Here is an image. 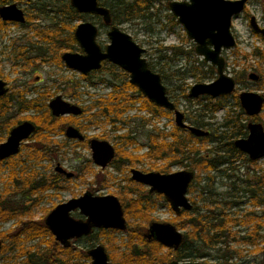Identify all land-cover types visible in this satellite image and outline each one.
<instances>
[{
	"label": "rangeland",
	"instance_id": "1",
	"mask_svg": "<svg viewBox=\"0 0 264 264\" xmlns=\"http://www.w3.org/2000/svg\"><path fill=\"white\" fill-rule=\"evenodd\" d=\"M21 7L25 13H32L36 15V19H33L30 23H18L8 22L5 35H0V73L4 81L8 83V86L16 87L17 89L25 91L26 99H33L38 97V94L48 93L50 96L46 102L56 95H60L63 99L78 104L81 107L88 109L86 113L80 117L78 122L82 125H87L85 134L90 138H98L97 135H105L108 142L118 146H122V141L118 139L117 135L126 132L127 130L134 131L132 133L136 140V143L127 144L125 147L127 151H131L135 154H140L146 150L145 147L136 150L137 143L145 142L144 130L157 127L158 129H170L171 123H174V116H155L148 113L146 110L139 109L141 105V99L138 93L132 89H127V94L133 97V102L130 104L128 110L122 114V118L127 123L121 121L116 122V126H121L118 130H113L112 126L104 121V118H99V123H89L85 117L89 114H93L99 110L97 105L101 99L109 97L112 86L108 84L111 79L119 82L125 77L122 74L121 69L118 67L109 66L100 68L97 72H93L87 75H82L78 70L68 67L62 60L61 62H47L43 64H36V67L27 68L23 65L16 63L13 58L14 49L16 47L11 46L13 38H17L18 43L30 39L32 42L39 41L35 34L36 24L45 28L52 25L55 19L51 18L52 12H49V16L39 14V10L49 11L50 9L59 8L62 3L60 1L48 2L43 0H12ZM10 1V2H12ZM164 0L160 3H155L146 16L143 18H135L132 21L122 22L117 25L121 30L128 33L132 39L145 49L143 56L147 63L151 64L154 71L159 72L162 69L164 74L163 84L169 89V96L175 103L177 108L182 112L191 115H196L198 112H203V121L207 125L203 128L208 130L211 134L219 135L220 132L226 131L221 127V123L226 118L228 109H231V115H236L240 112V107L237 105V101L231 94L223 95L220 97L212 98L209 96H199L185 98L182 96V91L188 94L190 86L196 82H210L216 78L215 66H212L214 73L207 78L198 80L190 70L193 66H198V74H201L208 70L210 63L203 61L200 56L194 53V43L186 36L183 27L177 22L175 16L169 11ZM165 4V5H164ZM38 8H40L38 10ZM39 14V15H37ZM250 16H254L258 25L264 27V0H247L244 9L236 14L232 18L231 29L236 39V45L234 48L222 50V56L225 59V73L233 76L234 70H241L245 64H250L245 72V81L237 83L234 90L239 94L243 90L255 91L263 93L264 84L260 83L259 79H264V57L249 56L246 63L241 58L243 52L250 53L252 49L259 48L264 49V36L255 32L249 25ZM176 23H174V20ZM90 20L98 27V33L96 36V42L102 49L109 42L106 31L108 27L102 25L97 16L86 14L84 18H65V22L69 27L76 26L80 21ZM75 28V27H74ZM71 30L68 28L64 32L66 36ZM74 30H72L73 33ZM40 43V42H39ZM175 45L181 47L186 56H180L174 54L168 47ZM73 51H79L78 44L76 42ZM197 58V60H196ZM202 60L204 64H200ZM237 62V63H236ZM250 72L258 74L259 79L252 81L247 78ZM102 79V81L100 80ZM25 80V83H23ZM180 87V88H179ZM208 97V98H205ZM218 100V101H217ZM219 102L224 106L219 107L216 111L211 112L209 107L214 103ZM240 105V104H239ZM93 106V107H92ZM242 109V108H241ZM243 110V109H242ZM30 111L23 112L19 116L27 115ZM262 115V121H259L264 126V109L259 113ZM12 117H17L15 112L11 113ZM246 115L243 111V116ZM187 116V115H186ZM185 116V117H186ZM241 118H244V117ZM85 118V119H84ZM143 118V119H142ZM148 120V121H145ZM190 123L189 119H186ZM258 121V120H257ZM142 122L145 123V127L141 126ZM247 123V120H242ZM202 128V127H201ZM217 129V131H216ZM5 128L0 126V142L4 141L7 137ZM31 135L26 141H24L19 152L13 156L15 164H9L7 162L0 163V194L3 193L5 188H19L20 184L15 181H11L8 176L13 169L16 172V176H20V171L26 172L35 171L39 175L49 176L55 172L54 167L56 163H60L67 171H71L74 175L70 178L62 180L61 187H50L43 192H34L31 195H25L20 190H15L10 194V198L14 199L17 203L26 204L31 210V217L33 221H39L44 219L47 213L58 203L66 201L71 197L81 195L84 191L90 190L94 195H106L113 194L119 199V194L127 192L130 186L136 189L132 194L136 196L140 192L143 196H146L151 203V210L149 216L153 217L154 221L170 222L174 218L175 213L171 209L169 203L165 200L162 194L158 196V193L148 194V186L137 183L130 178V168H137L139 170H155V167L163 165V161H152L143 159L136 162L134 165H129L126 162L121 163V168L116 169L113 162L108 164L104 168H100L91 160V150L89 145L75 143L76 141L67 138L64 133L53 134L52 140L63 142L64 147L58 149L55 154L41 159H34L27 156L26 148L22 149L24 144L31 145L33 140ZM202 145L206 149H211L215 146V143L202 142ZM85 165H88L93 172L83 171ZM185 168L181 165H171L169 171H176ZM264 169V157L247 162L243 158L235 159L233 162H226L221 164L218 169L210 171H202L200 173L199 185L187 192L188 199L195 205L197 213L207 214L211 210L214 212H223L229 217L244 218V214L248 213L249 216L254 217L253 222L249 224H237L233 225L231 231L235 232L236 237H243L247 231L252 228L253 224L264 219V204L254 203V198L246 190L252 188L255 185V174H259L260 170ZM157 171V170H155ZM95 173L99 176H105L108 180V184L100 185L93 182L95 179ZM129 177V180L126 178ZM136 183V184H135ZM201 187L205 189L201 191ZM40 196L38 199L37 197ZM120 200V199H119ZM35 202V203H34ZM121 202V200H120ZM48 210V212H47ZM193 212V211H192ZM74 218H84L79 213L78 209L70 212ZM126 224L134 225L140 222L143 226L147 227L149 223L141 218L127 217ZM24 217L23 220H26ZM152 220V221H153ZM19 226L17 218H9L0 223V231L8 232ZM104 229L111 233L114 238L115 244L121 245L123 249L126 248L124 243L127 240L126 230H119L113 228H97L94 234L86 237H80L76 240H72L70 248L74 250H81L86 254L87 249L95 246L96 244H102L99 241L104 240L105 237L97 233V230ZM185 230H181L184 232ZM96 232V233H95ZM21 239L25 237L24 234L20 235ZM40 236L21 241L20 245L25 248L34 246L39 240ZM43 238L48 239L46 234ZM232 239L227 238V243H218L213 248L204 250L202 257L195 258L202 264H256L263 257L264 253L255 251L258 246L252 245L243 241L241 238ZM5 242V243H4ZM3 243L6 246L0 253V262L9 257V260L14 261L16 264H23L21 261L25 259V255H19V247L10 244L9 239H5ZM104 245V244H102ZM41 248L45 247V244L40 245ZM105 247V246H104ZM106 250V249H105ZM226 258V261H224ZM80 264H90V258L85 257L77 258ZM111 261V260H110ZM205 262V263H204Z\"/></svg>",
	"mask_w": 264,
	"mask_h": 264
},
{
	"label": "trees",
	"instance_id": "2",
	"mask_svg": "<svg viewBox=\"0 0 264 264\" xmlns=\"http://www.w3.org/2000/svg\"><path fill=\"white\" fill-rule=\"evenodd\" d=\"M12 0H0V5L8 3ZM50 2L60 1L62 5L59 8L50 9L49 11L39 10V14L49 16V12H52L51 18L55 19V22L45 28L35 27V34L39 41L32 42L30 39L28 44L19 45L16 47L17 38H13L11 42L15 53L21 54V56L34 64L36 61L41 63L47 62H61V52L64 50H73L76 44V40L73 36L72 30L75 26L69 27L65 22V18L69 20L72 18H84L86 14L78 13L68 0H43ZM164 0H99V3L107 6L110 9L112 16V24H120L122 22L132 21L135 18H143L146 13L150 11L155 3H160ZM165 5V4H164ZM37 14V15H39ZM36 15L28 13L26 15V23L32 24L33 19H36ZM101 22V18L97 16ZM174 20V19H173ZM174 23L176 21L174 20ZM8 22L0 19V35H5ZM102 25H104L102 23ZM71 30L66 36L64 32ZM40 42V43H39ZM174 54L180 56H186V52L178 46L171 45L168 47ZM264 57V49L254 48L250 53L243 52L241 59L246 63L249 56ZM17 56V55H16ZM197 60V58H196ZM200 64H204L202 60ZM237 63V62H236ZM109 66L111 69L115 67L113 64L104 62L103 67ZM250 64H245L241 70L233 69V77L236 83L245 81V72ZM148 67L154 71L151 64L148 63ZM198 66H193L190 73L193 74L198 80L209 77L214 73L211 65H208V70L198 74ZM125 75L119 82L117 80H109L108 83L112 86V91L108 98L101 99L97 105L99 110L93 114H89L85 117L89 120V123H99V118L103 117L104 121L112 126L113 130H118L121 126H116V122L127 123L122 118V114L129 109L130 104L133 102V97L128 95L126 90L132 89L138 93L141 99V105L139 109L146 110L151 115L155 116H171L172 112L163 109L150 102L136 86L130 84L128 80V74L122 71ZM156 72V71H155ZM162 82L165 79L162 69L159 70ZM158 73V72H157ZM260 83L264 84V79H259ZM180 88V87H179ZM169 96V89L167 90ZM264 95V91L262 93ZM39 96L33 99H26L22 90L16 87H10L9 91L0 97V126L5 128L8 133L9 129L16 123L29 120L35 124V132L32 134L31 139L33 143L31 145L24 144L27 151V156L34 159H41L55 154L58 149L65 146L63 142L52 140L53 134L63 133L64 127L67 124H74L80 130H85L87 125L78 124L79 117L72 115L68 116H53L48 108L47 100L50 95L46 93L38 94ZM182 96L188 98V94L182 91ZM232 96L235 100H238L237 91L234 90ZM170 97V96H169ZM208 98V97H205ZM218 101V100H217ZM175 105L177 103L175 101ZM238 107H240L237 101ZM224 106L219 102L214 103L209 107L211 112L216 111L219 107ZM93 107V106H92ZM32 109V114L19 116L23 112H27ZM264 109V102L262 105ZM89 111L83 109L81 117ZM15 112L17 117H12L11 113ZM232 110L228 109L225 120L221 123V127L225 128L229 132L222 131L219 135L208 134L206 136H195L188 130L182 129L171 123L170 129H158L154 127L152 129L144 130L145 142L137 143L135 149H141L145 147L146 150L140 154L132 153L126 150L127 144L136 143L132 133L134 131L127 130L122 134H118L117 137L122 141V146H118L114 143L113 146L116 150V157L113 161L116 169L121 168V163L126 162L129 165H134L143 159L152 161H163V165L155 167L153 169L168 172L171 165H181L187 169L194 170L195 174L190 182L188 191H190L194 185H199L200 173L202 171L216 170L218 167L226 162H233L235 159L243 158L246 161H251L247 156L238 150L233 141L235 138L245 136L247 134V126L242 120H258L262 121V115L256 116H243V110L240 108V112L236 115H231ZM186 119H189L190 123L197 127L204 128L207 123L203 121V112H198L196 115L186 113ZM244 118H241V117ZM84 118V119H85ZM143 119V118H142ZM148 121V120H145ZM264 123V122H263ZM145 123L142 122L143 127ZM263 125V124H262ZM217 131V129H216ZM99 139H105V135H97ZM1 140V139H0ZM202 142L215 143V146L211 149H206L202 145ZM75 143L88 145L86 140L76 141ZM7 162L9 164H15L13 156L1 160L0 163ZM93 172L88 165H85L81 169L83 171ZM95 173V179L93 182L100 185L108 184V180L105 176H99ZM8 178L11 181H15V185L20 184L19 188L11 189L5 188L3 193L0 194V223L9 219L17 218L19 226L8 232L0 231V240L2 242L0 253L5 249L7 245L3 243L5 239L10 240V244L19 247V255H25V259L21 261L23 264H79L77 258L87 257V255L81 250H74L70 247H62L47 229L44 224V219L39 221H33L31 217V210L28 205L17 203L14 199L10 198V194L15 190H20L25 195H31L36 191L43 192L50 187H61L62 180H65V176L59 173H54L49 176L39 175L37 172L20 171V176H16V172L12 169ZM129 180V177H126ZM17 183V184H16ZM136 184V183H135ZM127 192L119 194V199L123 207L124 215L127 217L141 218L149 223L153 220V217L149 216L151 210V203L146 196H143L140 192L133 196L136 191L135 188L126 186ZM205 188L201 187V191ZM250 193L252 198H255V202L258 204H264V169H261L259 174H255V185L252 188L246 190ZM158 196H161L157 194ZM38 199L40 196L37 197ZM35 203V202H34ZM48 212V210H47ZM27 217L26 220H23ZM254 217H249L244 214V218L229 217L221 212H208L194 214L192 210H182L180 213L175 214L174 218L170 220L177 229L184 231V240L178 249H171L163 246L159 242L151 239L148 240L144 237L146 227L140 222L134 225H127V240L124 243L125 249L121 245H117L114 242V238L108 231L104 229L97 230V233L105 237V241H99L104 244L109 260L114 264H172L173 261H180L184 259L193 260L198 257H202L204 250L215 247L218 243H227V238L237 239L235 232H232V226L237 224H248L253 222ZM96 233V232H95ZM24 234L25 237L21 239L20 235ZM48 235L49 238H43L44 235ZM94 234V233H93ZM42 237L32 247L25 248L20 245L21 241H26L34 237ZM243 241L252 245H261L264 242V219L254 223L252 228L249 229L245 236L239 237ZM238 238V239H239ZM259 240L261 242H259ZM45 244L44 248H41V244ZM10 249L9 246H7ZM255 251L264 253V245L255 248ZM226 261V258H224ZM205 263V262H204ZM0 264H16L14 261L5 258ZM207 264V263H205ZM256 264H264V257Z\"/></svg>",
	"mask_w": 264,
	"mask_h": 264
},
{
	"label": "water",
	"instance_id": "3",
	"mask_svg": "<svg viewBox=\"0 0 264 264\" xmlns=\"http://www.w3.org/2000/svg\"><path fill=\"white\" fill-rule=\"evenodd\" d=\"M71 7L78 13L99 16L103 24L108 26L106 34L109 42L104 49L96 42L98 27L90 20L80 21L74 28L73 35L82 52L64 51L62 61L70 68L86 74L100 68L102 61L117 65L129 74L130 84L145 96L150 102L172 111L174 124L187 129L195 136H204L208 130L187 124L184 112L177 109L166 93V86L159 73L151 70L143 56L145 51L132 37L112 24L110 9L99 3V0H68ZM247 0H168L166 5L183 27L186 36L194 43V53L203 61L215 66L216 78L210 82H196L188 90L190 97L219 96L231 94L236 87L233 76L225 73V59L222 50L236 45L231 31L232 17L240 13ZM0 19L8 22H25L22 8L16 2L0 5ZM251 28L264 36V27H260L254 16H250ZM247 78L252 81L259 79L258 74L250 72ZM7 92L6 82L0 78V97ZM238 100L244 113L254 116L261 112L264 95L255 91L243 90L238 94ZM51 114L79 115L81 107L56 95L48 102ZM248 135L234 139V146L248 155L252 160L264 157V128L258 121L247 124ZM35 131V125L24 120L13 126L6 139L0 143V160L16 155L20 143ZM67 138L83 140L84 135L73 125H67L64 130ZM91 160L103 168L114 158L113 145L104 139H89ZM54 170L67 178L73 172L67 171L60 163ZM194 172L189 169H179L168 173L159 171L143 172L137 168L130 169V178L138 183L149 186L148 193L162 194L174 213L190 210L192 207L187 192ZM78 209L85 218H74L70 212ZM44 224L62 247H69L70 240L92 233L94 228H113L126 230V218L123 207L117 196L113 194L94 195L86 190L79 196L71 197L56 204L45 216ZM148 240H155L165 247L177 249L184 240V234L169 222L151 221L144 233ZM0 240V248H1ZM91 264H113L108 259L107 252L101 244L87 249ZM172 264H201L199 261H173Z\"/></svg>",
	"mask_w": 264,
	"mask_h": 264
},
{
	"label": "flooded vegetation",
	"instance_id": "4",
	"mask_svg": "<svg viewBox=\"0 0 264 264\" xmlns=\"http://www.w3.org/2000/svg\"><path fill=\"white\" fill-rule=\"evenodd\" d=\"M27 1V0H26ZM13 2V1H12ZM9 3V2H8ZM167 3V2H166ZM167 6V5H166ZM245 7V6H244ZM21 8V7H20ZM23 10V9H22ZM24 11V10H23ZM24 15H25V22H26V15H27V13H25V11H24ZM95 16V15H94ZM174 16V15H173ZM234 17V16H233ZM232 17V18H233ZM176 18V17H175ZM102 21V20H101ZM6 22H8V21H6ZM24 22V23H25ZM24 23H22V24H24ZM103 23V22H102ZM105 25V24H104ZM250 25V24H249ZM106 27H108L107 25H105ZM251 27V26H250ZM231 31H232V29H231ZM233 33V32H232ZM234 35V34H233ZM74 36V35H73ZM235 37V36H234ZM235 41H236V39H235ZM28 42H29V40H26V41H24L23 43H18V41L16 42V47H18L19 45H25V44H28ZM78 47H79V45H78ZM234 48V47H233ZM64 51H73V50H64ZM63 51V52H64ZM63 52H61V54L63 53ZM77 52H82L81 51V49H80V47H79V51H77ZM221 54H222V52H221ZM17 55V56H16ZM14 57V56H13ZM60 58H61V55H60ZM15 60H16V63H18L19 65H23L24 67H27V68H32V67H36L35 65L36 64H38V63H40V64H43V63H41V62H38V61H36L34 64H31L30 62H28L27 60H25L22 56H21V54H19L18 52L17 53H15ZM62 60V59H61ZM104 62H108L107 60H104V61H102V63H101V66H100V68H103V64H104ZM108 63H110V62H108ZM112 64V63H111ZM114 66H116V67H118L117 65H115V64H113ZM100 68H98V69H95V70H91V71H89L88 73H86V74H82L81 72V74L82 75H87V74H90V73H93V72H97L98 70H100ZM119 68V67H118ZM121 69V68H120ZM122 70V69H121ZM122 71H124V70H122ZM127 73V72H126ZM128 74V73H127ZM0 76L1 77H3L2 76V74L0 73ZM0 77V78H1ZM2 79V78H1ZM101 81H102V79H100ZM111 80V79H110ZM128 80H129V74H128ZM162 80V79H161ZM112 81V80H111ZM6 82V81H5ZM23 83H25V80H23ZM109 84V83H108ZM237 84V83H236ZM6 86H7V92L9 91V88L10 87H12V86H8V83L6 82ZM234 91V90H233ZM6 92V93H7ZM23 92V94H24V97H25V91L23 90L22 91ZM5 93V94H6ZM45 93V92H44ZM166 93H167V88H166ZM4 94V95H5ZM42 94V93H41ZM46 94H48V93H46ZM49 95V94H48ZM129 95V94H128ZM168 95V94H167ZM3 96V95H2ZM1 96V97H2ZM169 97V96H168ZM210 97V96H209ZM220 97V96H219ZM170 98V97H169ZM52 99V98H51ZM172 100V99H171ZM50 101V100H49ZM48 101V102H49ZM173 101V100H172ZM48 102H47V105H48ZM174 102V101H173ZM72 103V102H71ZM175 104V103H174ZM78 105V104H77ZM80 106V105H79ZM176 106V105H175ZM81 107V106H80ZM49 108V107H48ZM176 108H177V106H176ZM84 108L83 107H81V110H83ZM178 109V108H177ZM50 110V109H49ZM30 112H29V114H32L33 112H32V109H30L29 110ZM28 112V111H27ZM26 112V113H27ZM51 112V111H50ZM172 112V111H171ZM149 113V112H148ZM81 114H82V111H81V113L79 114V115H72V114H68V115H72V116H75V117H78V116H80L81 117ZM85 114V113H84ZM172 114H173V112H172ZM68 115H61V116H68ZM258 115V114H257ZM54 116V115H53ZM186 115H185V113H184V120L186 121V117H185ZM248 116V115H247ZM254 116H256V115H254ZM56 117H58V116H56ZM79 120V119H78ZM24 121V120H23ZM29 121V120H28ZM250 121H257V120H250ZM250 121H248V122H250ZM20 122H22V121H20ZM20 122H18V123H20ZM31 122V121H30ZM248 122L246 123V126H247V124H248ZM259 122V121H258ZM18 123H16V124H18ZM186 123L187 124H190V125H193V124H191V123H188L187 121H186ZM15 124V125H16ZM34 124V123H33ZM78 124H80L79 122H78ZM262 124V123H261ZM15 125H13V126H15ZM35 125V124H34ZM67 125H73V126H75L74 124H67ZM66 125V126H67ZM12 126V127H13ZM65 126V127H66ZM11 127V128H12ZM65 127H64V130H65ZM76 128H78L77 126H75ZM10 128V129H11ZM263 128H264V126H263ZM9 129V130H10ZM79 129V128H78ZM182 129H185V128H182ZM80 130V129H79ZM185 130H187V129H185ZM85 130H80V132H82V134L84 135V139L83 140H77V139H73V140H75V141H84V140H86L87 142L89 141V139H91L90 137H88L86 134H85V132H84ZM35 132V131H34ZM33 132V133H34ZM8 133H9V131H8ZM32 133V134H33ZM63 133H64V131H63ZM31 134V135H32ZM208 134H211L209 131H208ZM207 134V135H208ZM30 135V136H31ZM248 135V128H247V134L245 135V136H240V137H246ZM7 136H8V134H7ZM29 136V137H30ZM204 136H206V135H204ZM28 137V138H29ZM27 138V139H28ZM238 138V137H237ZM26 139V140H27ZM71 139V138H70ZM99 139V138H98ZM236 139V138H235ZM26 140H24V141H26ZM105 140V139H104ZM24 141H22L21 143H20V146H21V144L24 142ZM3 142V141H2ZM1 143V142H0ZM112 144V143H111ZM88 145H89V142H88ZM113 145V144H112ZM234 145V144H233ZM114 147V146H113ZM19 150H20V147H19ZM114 150H115V148H114ZM19 152V151H18ZM244 153V152H243ZM246 156H247V158L249 159V160H251V161H254V160H252V159H250L249 157H248V155L246 154V153H244ZM14 156V155H13ZM11 157V156H10ZM115 157H116V150H115V154H114V158L108 163V164H110V163H112L113 161H114V159H115ZM9 158V157H8ZM7 159V158H6ZM3 160H5V159H3ZM256 160H258V159H256ZM1 161V160H0ZM247 162H250V161H247ZM114 164V163H113ZM107 166V165H106ZM105 166V167H106ZM63 167V166H62ZM101 168V167H100ZM104 168V167H103ZM131 169V168H130ZM185 169H187V168H185ZM190 170V169H189ZM142 171V170H141ZM150 171H155V170H150ZM158 171V170H157ZM193 172H194V174H195V171L194 170H192ZM56 172V171H55ZM143 172H148V171H146V170H143ZM159 172H161V171H159ZM168 172H171V171H168ZM168 172H162V173H168ZM56 173H59V172H56ZM59 174H62V173H59ZM62 175H64V174H62ZM73 175H74V173H73ZM65 176V175H64ZM194 177V176H193ZM65 178H67L66 176H65ZM70 178V177H69ZM138 183V182H137ZM140 184H142V183H140ZM144 185V184H143ZM190 185V184H189ZM147 186V185H146ZM189 188V187H188ZM148 189H149V186H148ZM90 191V190H89ZM85 192V191H84ZM83 192V193H84ZM147 193H148V190H147ZM148 194H151V193H148ZM159 194V193H158ZM250 194V193H249ZM79 196V195H78ZM76 197V196H75ZM120 201V200H119ZM190 201V200H189ZM254 201H255V198H254ZM254 203H256V202H254ZM192 204V203H191ZM258 204V203H257ZM122 205V204H121ZM190 210H192L193 211V213L194 214H196L197 212H196V207H195V205H193L192 204V207H191V209ZM182 211V210H181ZM180 211V212H181ZM186 211H188V210H186ZM210 212H213V210H211ZM176 214V213H175ZM178 214V213H177ZM247 214V216H249V214L248 213H246ZM249 217H251V216H249ZM85 218V217H84ZM84 218H82V219H84ZM151 222V221H150ZM170 223V222H169ZM257 223V222H256ZM172 224V223H171ZM249 224V223H248ZM95 229H97V228H94V230L92 231V233H94V231H95ZM126 229H127V227H126ZM146 229H147V227H146ZM178 230H180V229H178ZM181 231V230H180ZM92 233L91 234H89V235H85V236H82V237H86V236H90V235H92ZM183 234H184V232H182ZM80 238V237H79ZM76 239H78V238H76ZM76 239H71L70 240V242H72V240H76ZM2 243V242H1ZM59 243V242H58ZM97 245V244H96ZM102 245V244H101ZM70 246H71V243H70ZM69 246V247H70ZM104 246V245H103ZM181 246V245H180ZM66 248H68V247H66ZM105 248V247H104ZM172 249V248H171ZM178 249V248H177ZM106 251V250H105ZM87 255V254H86ZM108 255V254H107ZM87 259H89L90 258V264H91V257L89 256V255H87V257H86ZM109 259V258H108ZM186 260H190V259H184V260H180V261H186ZM110 261V260H109ZM191 261H197V260H191ZM112 262V261H111ZM113 263V262H112ZM201 263V262H200ZM80 264V263H79ZM114 264V263H113ZM202 264V263H201Z\"/></svg>",
	"mask_w": 264,
	"mask_h": 264
}]
</instances>
